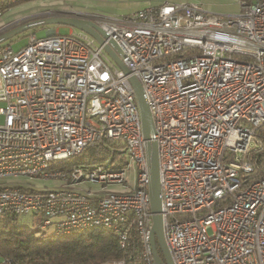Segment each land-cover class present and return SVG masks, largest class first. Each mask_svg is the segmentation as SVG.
Instances as JSON below:
<instances>
[{"label": "built area", "instance_id": "obj_1", "mask_svg": "<svg viewBox=\"0 0 264 264\" xmlns=\"http://www.w3.org/2000/svg\"><path fill=\"white\" fill-rule=\"evenodd\" d=\"M80 17L103 44L74 28L28 34L16 50L0 45V218L39 216L58 236L106 228L121 248L134 233L129 259L155 264L133 76L153 121L173 264H264V158L257 169L255 157L264 153V0H240L225 15L198 2H162ZM106 141L117 144L114 158L91 160L89 149ZM32 179L58 185L36 188ZM84 182L97 188L75 187ZM110 184L121 188L108 191Z\"/></svg>", "mask_w": 264, "mask_h": 264}, {"label": "trees", "instance_id": "obj_2", "mask_svg": "<svg viewBox=\"0 0 264 264\" xmlns=\"http://www.w3.org/2000/svg\"><path fill=\"white\" fill-rule=\"evenodd\" d=\"M106 143V146L99 144V150L104 146L105 151H110V147L117 145L112 141ZM94 151H97L95 147L88 151L91 160H96ZM255 157L259 169L264 153H258ZM15 218L14 215L0 218V259L9 257L16 264H101L119 260H123L124 264H138L129 259L133 248H138L134 233L130 237L132 242L121 248L117 238L106 228H91L72 235L58 236L52 227V232L47 233L43 230L47 227H40L39 222L30 227L18 226ZM158 253L162 257L159 250Z\"/></svg>", "mask_w": 264, "mask_h": 264}, {"label": "rangeland", "instance_id": "obj_3", "mask_svg": "<svg viewBox=\"0 0 264 264\" xmlns=\"http://www.w3.org/2000/svg\"><path fill=\"white\" fill-rule=\"evenodd\" d=\"M156 0H0V22L4 19H11L9 23L2 24L0 28L7 27L16 21H23L36 16H73L80 17L81 14L96 13L103 15H125L132 10L143 5L154 3ZM186 2H198L209 12L219 14H232L240 9V0H183ZM52 29L57 30L61 34L68 33L73 27L66 24H44L34 28L17 33L0 43L9 44L14 50L20 48L27 42V35L33 34L35 37H44ZM96 163H106L114 158V152L110 151H94ZM129 176L127 182L132 180V175L137 171L135 164L127 167ZM28 184L36 188H55L57 181L41 179H32ZM78 189L87 188L95 189L97 186L90 182H84L78 186ZM108 191H115L118 188L115 185H108ZM101 193V191H99ZM38 216L18 215L15 223L18 226H33L39 222ZM47 233H51V227L43 228Z\"/></svg>", "mask_w": 264, "mask_h": 264}, {"label": "water", "instance_id": "obj_4", "mask_svg": "<svg viewBox=\"0 0 264 264\" xmlns=\"http://www.w3.org/2000/svg\"><path fill=\"white\" fill-rule=\"evenodd\" d=\"M66 24L75 29L82 30L84 32L92 35L99 43L103 44V38L94 29V24L86 19L73 16H36L23 21H16L7 27L0 28V43L7 40L8 38L16 35L19 32L34 28L39 25L44 24ZM99 31L105 35V33L99 29ZM112 47L120 52L119 48L113 40L109 41ZM105 51L115 60V62L128 73L127 68L122 64L119 56L113 48L105 43ZM129 81L133 87L136 101L138 104V109L140 113L141 120V130L144 139L147 141V155L150 165V175H149V185H148V195L149 204L152 212V225L150 232V244L152 248V254L155 264H173L172 258L170 256L168 247L164 240L163 235V225L162 217L160 214V183H159V169H158V152L157 143L155 140L150 139V134L153 133V121L151 113L149 111L148 105L146 103L144 93L140 82L133 76H129ZM158 250L162 254L160 257Z\"/></svg>", "mask_w": 264, "mask_h": 264}, {"label": "crops", "instance_id": "obj_5", "mask_svg": "<svg viewBox=\"0 0 264 264\" xmlns=\"http://www.w3.org/2000/svg\"><path fill=\"white\" fill-rule=\"evenodd\" d=\"M162 2H172V3H175V2H186V1H183V0H156L154 3H150L152 5H156V4H160ZM144 6V5H143ZM141 6V7H143ZM139 7V8H141ZM138 9V8H136ZM134 9V10H136ZM133 11V10H132ZM11 19H4L2 22H0V26H2V24H6V23H9ZM118 189H120V185H115ZM117 189V190H118ZM101 264H119L118 262H104V263H101Z\"/></svg>", "mask_w": 264, "mask_h": 264}]
</instances>
